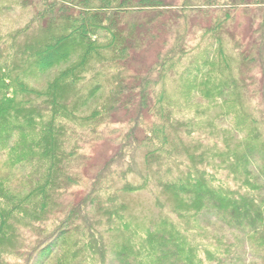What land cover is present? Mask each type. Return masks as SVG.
I'll return each mask as SVG.
<instances>
[{"label":"trees","instance_id":"obj_1","mask_svg":"<svg viewBox=\"0 0 264 264\" xmlns=\"http://www.w3.org/2000/svg\"><path fill=\"white\" fill-rule=\"evenodd\" d=\"M19 2L34 15L0 36V156L8 151L13 165L38 156V170L45 169L24 197L0 184V264L45 259L71 233L91 259L106 264L110 235H124L134 225L127 196L142 190L152 193L159 218L143 246L135 249L130 236L116 244L120 264H133L131 253L152 259L145 264H264V0ZM197 13L211 17L202 31L218 55L229 40L239 74L254 81L251 72L260 75V97H252L248 79L239 77L232 87L238 110L222 115L243 135L235 149L229 132L207 144L193 122L170 115L164 99L163 80L187 55L184 27ZM241 16L252 29L238 35L230 26ZM163 30L173 32L170 44L135 72L133 56ZM57 67L44 90L25 81ZM118 115L124 119L115 121ZM115 123V151L88 179L80 200L57 211L55 197L79 185L71 165L81 142L99 140L103 132L111 136ZM208 211L243 236L237 252L219 239L214 250L197 243L196 222ZM22 220L32 236L27 246L18 241L16 221ZM242 254L252 261L245 263Z\"/></svg>","mask_w":264,"mask_h":264},{"label":"rangeland","instance_id":"obj_2","mask_svg":"<svg viewBox=\"0 0 264 264\" xmlns=\"http://www.w3.org/2000/svg\"><path fill=\"white\" fill-rule=\"evenodd\" d=\"M181 1L183 0H163V2L172 5L180 4ZM18 2L19 0H0V36L6 34V38L7 34L24 27L34 15V9L31 6H22ZM209 14L213 16L212 12ZM188 16H190L188 25L186 23L184 27L185 32L190 34L186 43L187 55L165 75L163 87L160 86L165 90L164 99L168 103L167 109L174 119L193 122L194 128L201 134V139L207 144H211L209 141L213 140H216V143L220 142L224 134L229 132L234 137L229 141L230 147L235 149L240 146L243 135L238 134V131L235 130L231 119H226L222 115L226 112L238 110L234 103V96L238 93L232 87L236 85V83H233L239 77L243 76V78L248 79L251 84V95H254L252 97L256 98V100L260 97L259 93H256L260 87L259 72L257 69L251 72V77L256 78V81L249 78L246 73L243 75L239 74L237 62L235 63L233 57L234 52L231 42L225 40L222 51L218 50V55L216 47H211V40L208 35L203 36L202 29L208 26L210 16L205 13L190 14ZM206 16L207 18H205ZM250 21L247 17H238L235 24L230 26L231 32L238 35L251 32ZM157 26L155 29L158 28ZM172 35V31L163 30L159 39L153 41L151 46L143 48L133 56L131 61L132 69L135 72H140L153 64L157 60L158 54L166 48L167 44H170ZM163 42H166V44L164 45ZM204 60L207 66L204 65L205 67L199 68ZM68 64V62L63 63L60 67H66ZM60 67L46 74L34 73L26 77L25 81L35 90H44L47 82L52 80L57 71L60 70ZM242 70L246 71L245 68ZM223 86L226 87L223 88ZM240 93L242 92L239 90ZM72 94L73 92H71ZM251 99L255 102L253 98ZM123 119L124 116L118 115L115 121L119 122ZM115 124L112 126L114 134L111 136L108 132H103L99 140L92 139L86 144L81 142L78 157L75 159L76 161L73 160L71 165V169L75 170L72 173L78 180L79 185L69 191L65 190L66 192L60 197H55L57 200V204H55V206L57 205V211L62 209L63 205H67L68 202L80 200L87 189L88 179L96 173L115 151V137L120 134V125ZM221 133H223V137ZM207 137H209L208 140L206 139ZM27 145L22 143L21 147L25 148ZM7 152L4 151L0 156V184L10 193L24 197L34 187L36 180L43 179L42 170L45 167L38 170L40 165L35 162L38 160V156L13 165V161H11V157ZM252 171L255 173L254 169ZM127 200L131 214L135 216L134 225L127 232H124V235L119 233L110 235L108 238L106 264H120L114 255L115 246L118 242L128 239L129 236L132 237L131 241L135 249L143 246L142 242L145 240L146 232L149 229H154L159 218V209L154 205L152 193L149 191L135 192L128 195ZM27 223V220L16 221V230L17 233L19 232L18 241L24 243L25 240L24 245L26 246L28 245L27 241L32 238L31 231L25 228ZM181 224L183 227V223ZM181 224L180 228L182 229ZM196 227L198 228L196 233L197 243L210 250L221 246V244L216 242L217 239L225 242V245L234 244L232 246L234 252H237V245H244L245 241L242 235L229 230L209 211L204 212L200 216V219L196 222ZM61 245L60 248L50 253L47 258H38L31 264H97L91 259L86 249H81L82 243L77 240L76 234L73 235L71 233L67 241H64ZM131 254L134 258L133 264H145L146 261L152 260L144 255ZM242 256L245 263L252 261L249 255L242 254ZM10 261L14 264L15 260L11 258Z\"/></svg>","mask_w":264,"mask_h":264}]
</instances>
